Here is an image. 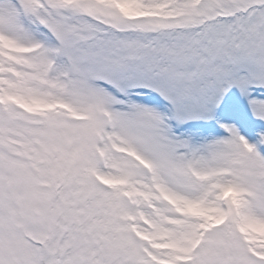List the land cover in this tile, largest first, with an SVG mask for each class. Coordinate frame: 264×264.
<instances>
[{
    "label": "snow or ice",
    "instance_id": "6c2138e0",
    "mask_svg": "<svg viewBox=\"0 0 264 264\" xmlns=\"http://www.w3.org/2000/svg\"><path fill=\"white\" fill-rule=\"evenodd\" d=\"M0 264H264V0H0Z\"/></svg>",
    "mask_w": 264,
    "mask_h": 264
}]
</instances>
